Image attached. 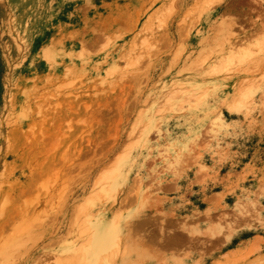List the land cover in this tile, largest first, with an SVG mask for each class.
<instances>
[{
    "label": "rangeland",
    "instance_id": "rangeland-1",
    "mask_svg": "<svg viewBox=\"0 0 264 264\" xmlns=\"http://www.w3.org/2000/svg\"><path fill=\"white\" fill-rule=\"evenodd\" d=\"M98 229L99 264H264V0H0V264Z\"/></svg>",
    "mask_w": 264,
    "mask_h": 264
},
{
    "label": "bare ground",
    "instance_id": "bare-ground-1",
    "mask_svg": "<svg viewBox=\"0 0 264 264\" xmlns=\"http://www.w3.org/2000/svg\"><path fill=\"white\" fill-rule=\"evenodd\" d=\"M237 35V34H236ZM234 50V49H233ZM114 230V229H113ZM115 235L110 232L94 231L90 238V245L83 250L84 257L81 264H99L102 254L114 243Z\"/></svg>",
    "mask_w": 264,
    "mask_h": 264
}]
</instances>
